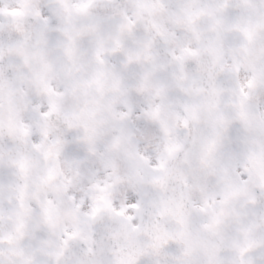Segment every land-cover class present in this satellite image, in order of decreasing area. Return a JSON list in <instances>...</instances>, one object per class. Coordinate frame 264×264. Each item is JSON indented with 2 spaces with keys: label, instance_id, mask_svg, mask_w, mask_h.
<instances>
[{
  "label": "snow or ice",
  "instance_id": "6c2138e0",
  "mask_svg": "<svg viewBox=\"0 0 264 264\" xmlns=\"http://www.w3.org/2000/svg\"><path fill=\"white\" fill-rule=\"evenodd\" d=\"M16 3L0 9V264H264V0ZM29 144L56 159L43 195ZM61 158L75 175L54 182Z\"/></svg>",
  "mask_w": 264,
  "mask_h": 264
},
{
  "label": "clouds",
  "instance_id": "9594fccd",
  "mask_svg": "<svg viewBox=\"0 0 264 264\" xmlns=\"http://www.w3.org/2000/svg\"><path fill=\"white\" fill-rule=\"evenodd\" d=\"M18 7L16 0H0V9H11ZM9 19L6 13H0V22H5ZM170 122L175 124L176 122V114L175 111L170 114ZM131 123H135V121H131ZM38 128L33 125L32 132L36 134L38 132ZM145 138L143 136H133V145L141 147L142 151H147V145L144 143ZM28 153L31 161L33 162V167L30 171V182H29V191H36L40 194H44V192L48 189V185L43 183V178L48 175L49 169L53 168L56 165V159L53 156L51 159H44L42 150H38L31 147V144L28 146ZM146 175L152 176L155 175V169H147L145 172ZM75 175V170L73 165L70 162H64L63 158H61V171L56 174L55 181L63 182L65 178H73ZM86 179L81 176V180ZM76 192H80V199H85L86 203H90L89 199H86L91 192V184H80L79 186L73 185ZM4 202H8V194L4 195ZM8 221L0 223V231L6 232L8 230Z\"/></svg>",
  "mask_w": 264,
  "mask_h": 264
}]
</instances>
